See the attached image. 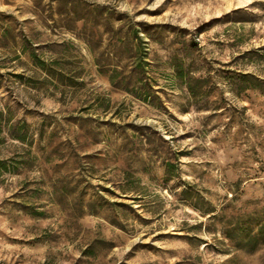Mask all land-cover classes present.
<instances>
[{
	"label": "rangeland",
	"instance_id": "obj_1",
	"mask_svg": "<svg viewBox=\"0 0 264 264\" xmlns=\"http://www.w3.org/2000/svg\"><path fill=\"white\" fill-rule=\"evenodd\" d=\"M92 4L137 29L148 101L65 28ZM0 160V264H264L227 235L264 216V0H0Z\"/></svg>",
	"mask_w": 264,
	"mask_h": 264
},
{
	"label": "trees",
	"instance_id": "obj_2",
	"mask_svg": "<svg viewBox=\"0 0 264 264\" xmlns=\"http://www.w3.org/2000/svg\"><path fill=\"white\" fill-rule=\"evenodd\" d=\"M81 11L82 9L75 5L71 11L63 13L65 14V28L86 44L87 50L93 56L98 72L106 76L114 88L133 94L144 102L148 101L151 96V87L143 78L146 71L145 67L148 66V63L144 61L147 52L144 50V46H141V38L137 34V29L126 24L116 29V31L113 30L111 15L105 16L106 18L103 17L107 15L104 6L90 5L88 12L91 18H85ZM120 15L123 16L121 21H126V16ZM80 21L82 22L79 27L80 30L76 31V24ZM86 26L88 27L86 28ZM104 35H108L109 40L103 46ZM25 53H27L33 65L50 78L68 86L81 83L77 80L78 74H69L66 70V64H71L69 61L73 59L68 50L57 52L59 58L52 61L40 58L34 50H28ZM123 59L133 61L130 69H128L127 64H121ZM176 72L178 77L182 78L184 76L179 66L176 67ZM242 77L249 78L251 76L242 74ZM187 86L193 95L199 94L198 91L191 88L190 84ZM16 139L20 140L21 138L17 136ZM10 171L6 162L0 160V172L7 173ZM235 230L242 233L236 231V235H227L229 239L235 241L234 246L239 251L251 254L260 245L264 244V216L257 218L256 223L246 228V231L241 230L240 223L235 226Z\"/></svg>",
	"mask_w": 264,
	"mask_h": 264
}]
</instances>
